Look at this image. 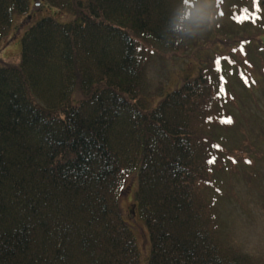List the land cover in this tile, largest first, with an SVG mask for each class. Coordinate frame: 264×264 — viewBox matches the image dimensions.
<instances>
[{"label":"trees","instance_id":"trees-1","mask_svg":"<svg viewBox=\"0 0 264 264\" xmlns=\"http://www.w3.org/2000/svg\"><path fill=\"white\" fill-rule=\"evenodd\" d=\"M44 1L63 16L34 23L43 5L0 0V45L30 19L19 63L0 60V264H142L121 206L134 175L148 264H264L235 243L217 206L229 150L242 143L227 137L238 105L222 62L156 106L142 96L152 52L186 53L202 38L193 26L203 3L206 35L261 31V49L231 57L236 82L247 83L245 64L264 83V0Z\"/></svg>","mask_w":264,"mask_h":264},{"label":"rangeland","instance_id":"rangeland-1","mask_svg":"<svg viewBox=\"0 0 264 264\" xmlns=\"http://www.w3.org/2000/svg\"><path fill=\"white\" fill-rule=\"evenodd\" d=\"M43 8L32 11V22H36L45 16H63L53 8L46 7L44 0ZM34 5V4H33ZM39 8V7H37ZM210 4L203 3L200 14L196 15V25L193 26L202 38L198 37L193 50L184 52H171L165 49L152 52L150 62L146 69V95L151 106H156L167 94L180 88L186 79L195 77L202 65L217 61L221 64L222 73L226 79H230L232 94L230 97L238 105L237 126L234 135L227 137L234 140L237 135L242 143L236 144L241 149L232 147L229 150V159L234 166L230 173V181L222 182L224 195L218 201V209L221 216L230 226L235 243L248 253L264 259V83L260 70H249L244 64L245 82L238 81V69L234 67L237 60L231 55L238 49L254 54L261 49L262 33L256 27L243 29L239 37L227 40L226 36H219L210 31L209 13ZM55 14V15H54ZM23 18L17 22L7 40L6 45H0V60L9 63H19L22 50V28L27 24ZM17 21V20H16ZM16 23V22H15ZM31 24V23H30ZM22 31V32H21ZM196 32V34H197ZM244 61L242 57L238 58ZM239 60L240 62H242ZM244 79V77H243ZM239 83V84H236ZM235 146V142L231 143ZM251 161V163H248ZM138 187V179L134 175L129 178L121 195V206L129 216L130 225L140 241L141 249L146 254L149 247V233L145 222L135 211V191ZM229 196V197H228ZM151 248V244H150ZM148 255H142V264H148Z\"/></svg>","mask_w":264,"mask_h":264},{"label":"snow or ice","instance_id":"snow-or-ice-1","mask_svg":"<svg viewBox=\"0 0 264 264\" xmlns=\"http://www.w3.org/2000/svg\"><path fill=\"white\" fill-rule=\"evenodd\" d=\"M185 2L187 3V0H185ZM227 122L231 123V119L229 118ZM248 163H251V161H248Z\"/></svg>","mask_w":264,"mask_h":264}]
</instances>
